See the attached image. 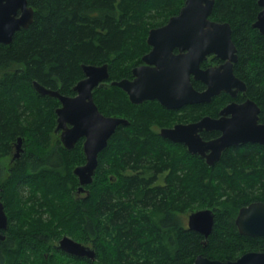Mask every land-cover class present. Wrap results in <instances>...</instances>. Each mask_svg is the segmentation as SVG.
<instances>
[{"label":"trees","instance_id":"obj_1","mask_svg":"<svg viewBox=\"0 0 264 264\" xmlns=\"http://www.w3.org/2000/svg\"><path fill=\"white\" fill-rule=\"evenodd\" d=\"M27 3L32 23L0 44V157L10 155L16 138L25 156L11 174L0 173L3 234L12 233L0 242V264H192L198 255L224 262L264 252V237L240 235L234 224L240 207L264 203V145L227 148L208 166L148 129L165 117L158 104L137 107L117 87L97 88L98 111L130 123L116 127L98 154L88 197L75 199L72 169L85 160L81 144L69 151L54 140L58 102L32 86L71 96L83 78L81 64H107L109 81L130 77L149 49L148 31L178 14L184 0ZM257 9L256 0H214L210 19L230 25L234 73L264 122V35L251 26ZM199 210L214 213L205 243L186 226V215ZM62 235L87 244L94 259L60 257L54 246Z\"/></svg>","mask_w":264,"mask_h":264},{"label":"water","instance_id":"obj_2","mask_svg":"<svg viewBox=\"0 0 264 264\" xmlns=\"http://www.w3.org/2000/svg\"><path fill=\"white\" fill-rule=\"evenodd\" d=\"M214 0H184L178 14L168 21L148 31L146 43L151 47L142 57L144 65L134 68L133 80L113 81L111 85L125 91L132 103L157 100L168 109L179 108L190 103L209 102L221 91L231 92L237 87L244 90L243 83L232 73V63L236 60V48L231 40L228 23L209 19ZM261 10L252 27L264 35V0H259ZM33 9L27 0H0V44H9L15 32L27 28L33 21ZM179 53L174 55L172 49ZM183 51H186L183 53ZM207 54H214L226 63L217 68L202 70L199 63ZM153 65V67H151ZM84 77L73 87L75 96L60 94L33 81L34 90L41 96H49L60 102L56 109L55 132L60 131V140L67 149L84 138L83 153L85 163L73 170L78 177L79 190L93 182L98 164V154L107 146L108 140L119 125L127 121L118 117L101 114L92 98V91L108 78V65L81 64ZM203 81L207 88L196 91L191 82ZM258 107L251 101L241 105H228L222 114L233 113L231 119L213 120L204 118L190 124H178L163 129L160 135L173 143H183L188 153L198 154L212 166L227 148L253 143L264 145V124L257 123ZM220 130L221 136L204 141L199 133L203 130ZM17 147L21 138L17 139ZM214 224L211 210H199L187 216V227L196 231L206 241ZM240 235L264 237V204L251 203L242 207L235 219ZM7 218L0 203V240L4 239ZM205 243V242H204ZM58 248L76 255L94 259V250L67 237L58 241ZM192 264H264V252H247L234 261L210 260L198 255Z\"/></svg>","mask_w":264,"mask_h":264},{"label":"flooded vegetation","instance_id":"obj_3","mask_svg":"<svg viewBox=\"0 0 264 264\" xmlns=\"http://www.w3.org/2000/svg\"><path fill=\"white\" fill-rule=\"evenodd\" d=\"M258 1L259 0H256V5H257V7H258V9L256 10V13H255V20H254V22L256 21V18H257V15H258V13L260 12V10H261V8H260V6L258 5ZM211 15V14H210ZM209 19H210V16H209ZM211 20V19H210ZM253 22V23H254ZM253 23H252V25H253ZM251 25V26H252ZM231 28V27H230ZM257 30V29H256ZM259 32V31H258ZM260 33V32H259ZM231 34H232V30H231ZM261 34V33H260ZM263 35V34H262ZM231 40H232V38H231ZM233 42V41H232ZM234 44V43H233ZM234 46H235V44H234ZM148 47H149V49H148V51L146 52V53H144L142 56H141V63H139V64H137L136 66H133V68L130 70V77H123V78H121V79H119V80H117V81H120V80H124V79H126V80H133L134 79V76H133V74H132V71H133V69L134 68H138V67H140V66H142V65H144V62L142 61V57L144 56V55H146L147 53H149L150 52V50H151V47L148 45ZM235 48H236V46H235ZM186 51H183V53H185ZM172 53L174 54V55H176V54H178L179 53V51H178V49L177 48H173L172 49ZM236 60L235 61H233V62H231L232 63V73H233V75L238 79V80H240L242 83H243V85H244V90H242V89H240V88H237V87H232L231 88V92H225V91H221L219 94H217V95H215V96H213L212 98H211V100L209 101V102H201V103H194V104H190V103H186V104H184V105H182V106H180L179 108H174V109H168V108H166V107H164L160 102H158L157 100H144V101H142V102H140V103H138V104H135V103H132L130 100H129V97H128V95H127V93L125 92V91H123L122 89H120L119 87H117L120 91H122L124 94H125V96H126V98H127V100H128V102L130 103V104H132V105H135V106H137V107H142L143 105H146L147 103H149V102H155L156 104H158L160 107V109H162L163 110V112H164V114H165V117H164V119L162 120V121H159V120H157L156 118L154 119V120H151L150 121V123H149V125H148V129L149 130H152L153 132H156L161 138H163L161 135H160V132H161V130H163V129H168V128H172V127H174L175 125H178V124H190V123H195V122H198V121H200V120H202V119H204V118H210V119H213V120H218V119H231L232 118V115H233V113L231 112V113H225V114H222L221 112L222 111H224V109L228 106V105H241V104H243V103H245V102H247V101H251V102H253L257 107H258V105L252 100V99H250V97L249 96H247L246 95V90H247V85H246V83H245V81H243L242 79H240L235 73H234V65L236 64V62H237V60H238V53H237V48H236ZM226 63V60H222V59H220L219 57H217L216 55H214V54H207L206 56H205V58L199 63V68L200 69H202V70H205V69H208V68H217V67H219L220 65H223V64H225ZM151 67H153V65H151ZM109 75V74H108ZM83 77H84V75H83ZM109 79V76H108V78L106 79V80H104L102 83H101V85L100 86H98V87H96L95 89H100V88H107V86H109V85H111V82H113V81H109L108 80ZM190 82H191V84H192V86H193V88L196 90V91H198V92H203V91H205L206 90V88H207V86H206V84L203 82V81H201V80H196V79H194V77H193V75L191 74L190 75ZM106 86V87H105ZM111 86H113V85H111ZM114 87H116V86H114ZM94 91V90H93ZM93 91H92V93H93ZM221 94H224L225 95V98L224 99H221L220 101H218V102H214L215 104H213L212 106L210 105V106H206V105H208L211 101H212V99L214 100V99H216V97L217 96H219V95H221ZM76 95V93L74 92V94L73 95H71V96H69V97H73V96H75ZM66 96H68V95H66ZM49 97V96H48ZM55 99V98H54ZM57 100V99H56ZM57 102H58V105L54 108V114H55V125H54V128H53V134L57 137V139H54L56 142H59V144L64 148V149H66V150H73L74 148H75V145L77 144V143H79L80 142V144H81V148H82V151H83V143H84V138H80L76 143H75V145L72 147V148H70V149H67V148H65L64 147V145H63V143L61 142V140H60V131H57V132H55V128H56V125H57V122H56V109L57 108H59L61 105H60V102L57 100ZM161 110V111H162ZM258 114H257V123L258 124H264V122H261L260 121V116H259V113H260V109H259V107H258ZM108 117V116H107ZM119 118V117H118ZM121 119H124V120H126L127 121V124H125V125H119V126H127V125H129V123H130V120H127V119H125V118H121ZM118 127V126H117ZM199 135H200V137L202 138V140H204V141H211V140H214V139H217L218 137H220L221 136V131L220 130H215V129H213V130H205V129H203L200 133H199ZM17 139L18 138H16V140L13 142V143H11V147H12V151H10V155H8V156H6V157H4V158H2V157H0V173L1 174H3L4 176H6V175H9V174H11L12 173V170L13 169H15V165H17V161L18 160H21V159H24L25 158V156L23 155V153H24V146H23V141H22V139H21V142H20V146H18L17 147V144H18V142H17ZM163 139H165V138H163ZM165 140H167V141H169V142H171L170 140H168V139H165ZM171 143H173V142H171ZM174 144H179V145H181V146H184V144L183 143H174ZM248 144H251V145H254L253 143H243V144H238V145H234V146H231V147H240V146H244V145H248ZM255 145H261V144H255ZM185 147V146H184ZM186 148V147H185ZM230 148V147H229ZM187 150V149H186ZM188 152V151H187ZM224 152V151H223ZM84 154V153H83ZM202 161H204L205 163H206V159L205 158H203V157H201V156H199L198 154H196ZM84 159H85V156H84ZM85 163V160H84V162L82 163V165ZM215 163V162H214ZM207 164V163H206ZM78 166H81V164L80 165H78ZM78 166H75L73 169H72V172H73V170L76 168V167H78ZM209 166V165H208ZM74 174V173H73ZM75 176V175H74ZM76 178H77V181H78V177L77 176H75ZM72 195L74 196V198L75 199H83V198H85V197H88V189L85 187V186H83V190H79V182H78V185L76 186V188L72 191ZM0 203L2 204V206H3V203H2V201H1V199H0ZM251 203H255V202H251ZM251 203H249V204H251ZM248 204V205H249ZM264 204V203H263ZM248 205H245V206H248ZM245 206H243V207H245ZM242 207H240V209H241ZM239 209V210H240ZM239 210H238V212H239ZM3 211H4V206H3ZM5 213V212H4ZM189 215V214H188ZM188 215H186V223H187V216ZM237 215H238V213H237ZM237 215H236V217H237ZM236 217L234 218V224H235V219H236ZM6 218H7V216H6ZM7 226H8V219H7ZM7 226H6V228H5V230L7 229ZM186 226H187V224H186ZM236 226V225H235ZM188 228V227H187ZM237 228V227H236ZM5 230H1V233L3 234V232L5 231ZM238 230V229H237ZM239 233V232H238ZM12 233L11 232H9V235L12 237V235H11ZM4 235V234H3ZM9 235L7 236V235H4V239L3 240H0V242H2V241H4V240H8V239H11V237L9 238ZM63 237H67V238H69V239H71V240H73V241H75V242H78V243H80V244H82V245H84V246H86L87 244H84L82 241H78V240H75V239H73V238H71L70 236H67V235H62L60 238H58L57 240H56V242H55V246H54V248H55V250L56 249H58V250H56V252L58 253V255L60 256V257H65V256H68V257H72L73 259L75 258V259H78V260H80V261H85V260H87V259H89L88 257H86V256H76V255H72V254H69V253H67V252H65V251H63L62 249H60V248H58V246H57V244H58V241L60 240V239H62ZM204 242H205V240H204ZM88 246V245H87ZM254 252V251H253ZM245 254V253H244ZM240 257V256H239ZM44 258L45 259H47V255H44ZM71 258V259H72ZM67 259V260H66ZM65 259V261H68V258H66ZM74 259V260H75ZM236 260V259H235ZM229 261H231V260H229ZM232 261H234V260H232ZM69 264H78V263H73V262H70L69 261Z\"/></svg>","mask_w":264,"mask_h":264},{"label":"rangeland","instance_id":"obj_4","mask_svg":"<svg viewBox=\"0 0 264 264\" xmlns=\"http://www.w3.org/2000/svg\"><path fill=\"white\" fill-rule=\"evenodd\" d=\"M187 224V223H186Z\"/></svg>","mask_w":264,"mask_h":264}]
</instances>
